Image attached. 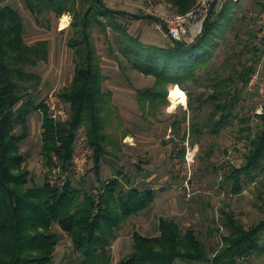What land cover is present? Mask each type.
Listing matches in <instances>:
<instances>
[{
  "label": "trees",
  "instance_id": "obj_1",
  "mask_svg": "<svg viewBox=\"0 0 264 264\" xmlns=\"http://www.w3.org/2000/svg\"><path fill=\"white\" fill-rule=\"evenodd\" d=\"M23 1L35 18L46 13L57 17L68 11L73 13L67 46L73 52L74 74L60 93L69 103V118L54 121L44 100H40L42 76L34 70L48 60L49 42L46 39L26 42L20 10L0 0V264H54V252L61 238L52 231L53 225L70 236L81 264H112L110 246L122 223L148 208L157 192L132 183L127 174L120 177L121 171L109 179L100 178L102 160L111 155L106 123L116 108L112 92L103 89L105 74L93 39V28L99 27L103 33L109 28L123 34L127 60L134 68L155 78L151 87L136 89L141 105L149 102L154 106L158 100L166 101L171 84L187 90L190 96L186 83H199V74L210 75L207 85L210 93H201L195 101L197 110L207 103L212 104L209 121L213 133L228 123L242 88L256 70L262 50L252 44L254 36L249 32L251 40L244 48L251 51V61L224 76L222 72L229 63L219 68L209 63L211 36L222 27L221 18L227 3L217 15L210 14L203 32L193 41L161 47L131 36L126 24L119 22L120 17H128L126 11H108L97 0H80V5L79 0ZM259 1L262 4V0ZM171 2L184 13L196 0ZM192 104L189 100L188 107L192 108ZM38 110L43 113L40 153L44 166L68 169L72 164L76 132L83 127L92 149L89 157L92 170L99 179L97 192L94 188H82L79 180L74 183L72 174L60 185L51 184L47 173L41 183L34 181L26 166L22 143L30 135L29 115ZM245 159L244 165L232 169L225 177L236 193L242 191V179L252 181L264 172V113ZM261 208L263 216L248 227L234 212L222 211L226 234L222 235V246L212 257L192 227L182 231L174 218L159 217L158 234L145 236L134 231L132 251L117 264H180L178 260L196 264H238L240 259L250 255H263L264 206Z\"/></svg>",
  "mask_w": 264,
  "mask_h": 264
},
{
  "label": "rangeland",
  "instance_id": "obj_2",
  "mask_svg": "<svg viewBox=\"0 0 264 264\" xmlns=\"http://www.w3.org/2000/svg\"><path fill=\"white\" fill-rule=\"evenodd\" d=\"M6 2L20 10L25 24L26 42L47 39L49 45H53L52 55L48 61L34 69L42 76V81H47L40 85V100H46L53 89L60 96L74 74L73 52L67 46V39L71 34L70 24L62 29L60 21L65 15H71L72 19L73 13L68 11L60 17L46 13L35 18L24 6L23 0ZM103 3L108 6L104 1ZM80 4L79 0L78 5ZM226 5L221 18L222 27L216 35L211 36L210 46L212 59L209 63L217 68L225 66L226 63L230 64L221 76L232 73V69L239 70L244 62L251 61V51H247L244 46L248 43L249 32L253 36L255 34L256 15L262 6L259 0L229 1ZM218 8L219 6L216 9ZM125 10L140 16L134 19L128 18L130 14L128 17H120L119 22L124 26L126 24L127 32L131 36H138L143 43L161 47L171 45L173 41L169 39L161 23L145 16L151 15L162 21L165 17H174L189 11L180 12L171 0H143ZM92 35L105 74L103 89L121 90L123 93L119 97L126 99L124 108L115 104L117 98L113 99L116 109L106 123L111 155L102 160L101 180L109 179L121 171L120 177L127 174L132 183L141 187L152 185L159 189L163 188V191L168 192V201L176 198L174 207L163 208L161 205L163 201L160 200L159 205L157 202L149 206L145 213H150L144 217L146 234L153 236L158 234L159 217L174 218L182 231L189 227L195 230L205 244L209 256L212 257L222 246V235L226 234L222 225V211L234 212L246 227L263 216L261 206H264V172L259 173L252 181L242 179V191L238 193L232 189L231 182L225 180L232 169L239 168L246 162L245 158L250 149L247 142L249 134L247 128L250 126L248 113L254 104V94L248 92L244 86L228 123L213 133L209 121L212 104L207 103L201 110H197L195 101L201 93L205 95L210 93L207 86L210 75L199 74V83L187 82L186 86L191 95L189 96V92L182 88L187 95L186 103H178L176 108L169 109L171 105L169 89L173 84L168 86L166 101L158 100L154 106L149 102L141 105L137 100L136 89L151 87L155 78L134 68L132 62L127 60L125 57L127 44L125 37L121 36L123 34L109 28L103 33L97 27L93 28ZM254 41L253 39L252 44ZM64 49L67 51L66 55ZM257 68H260L261 75H264V56H261ZM125 93L128 94V98L125 97ZM60 98L63 99L61 96ZM189 100L193 102L192 108L188 107ZM34 113L42 120L41 110L30 115ZM243 118H246V121H243ZM30 125L33 126V123ZM38 125L36 123V127L33 126L31 140L22 143V151L26 154V166L32 172L34 181L41 183L45 173L48 177L50 169L44 166L40 153L42 129L38 128ZM91 151L90 148L89 157ZM154 173H157L156 176L148 180V176ZM73 180L74 183L78 181L75 177ZM79 181L83 183L81 187L84 189H96L98 185L99 179L92 170L90 158L86 175ZM187 191L191 192L190 196L187 195ZM138 217L131 216L122 223L117 238L110 246L112 264H117L132 251L134 231L144 233V226L138 224L140 221ZM52 231L58 233L61 238L54 252V264H81V257L74 251L70 236L62 233L56 225L52 226ZM178 262L196 264L193 261ZM238 264H264V254L250 255L240 259Z\"/></svg>",
  "mask_w": 264,
  "mask_h": 264
},
{
  "label": "built area",
  "instance_id": "obj_3",
  "mask_svg": "<svg viewBox=\"0 0 264 264\" xmlns=\"http://www.w3.org/2000/svg\"><path fill=\"white\" fill-rule=\"evenodd\" d=\"M229 1L237 2L239 0H196L193 8L188 12L174 17H165L162 19L161 24L171 41L190 43L197 36L201 35L204 24L210 14L212 12L216 14L217 10L219 12L223 5ZM261 5L262 6L256 15L257 28L254 34V44L260 47L262 50V56H264V0H262ZM218 6L219 8L216 9ZM66 17L68 26L72 19L71 15H66ZM245 88L255 96L254 104L248 113L250 126H248L249 134L247 142L248 148H251V142L256 138L261 122V116L264 113V75H261L260 68H257L252 72ZM44 103L48 114L55 121H66L69 118V105L66 101L60 98L56 90L53 89L49 92ZM180 103H186V100L185 102ZM89 152L90 145L88 137L83 128H81L76 134L72 164L66 170H62L60 166L52 167L49 170L48 175L50 183L59 185L63 184L71 174L78 180L83 178L86 175ZM217 169H219L218 166ZM94 191L97 192L98 190L94 189ZM190 193V191H187L188 196H190Z\"/></svg>",
  "mask_w": 264,
  "mask_h": 264
},
{
  "label": "crops",
  "instance_id": "obj_4",
  "mask_svg": "<svg viewBox=\"0 0 264 264\" xmlns=\"http://www.w3.org/2000/svg\"><path fill=\"white\" fill-rule=\"evenodd\" d=\"M109 7H114V8H118L119 10H125V9H127V7H132V6H136V4H138V2L139 1H143V0H103ZM126 11V10H125ZM47 40V39H46ZM49 42V41H48ZM52 46L53 45H49V57L52 55ZM65 50V49H64ZM67 54V51L65 50L64 51V55H66ZM49 57H48V59H49ZM48 61V60H47ZM61 74V73H60ZM57 76H58V72H57ZM60 77H61V75H60ZM71 80H72V76H71ZM70 80V81H71ZM119 80H122V79H119ZM44 84H45V82H47V81H42ZM111 83H115V81H111ZM123 91H125V89H123ZM111 92H112V97H113V99H115V98H117L118 99V101H117V103H115L116 105H119V106H123V108L125 107V101H126V99H122V98H120L119 97V95L121 94V93H123L121 90H111ZM125 97H127L128 98V94H126L125 93ZM119 102V103H118ZM34 115H35V117H34ZM33 123V126H34V128L36 127V123L37 124H39L38 125V128H41V124H42V120H40V116L38 115H36V113H34V114H32V115H30L29 116V125H30V123ZM31 126V125H30ZM33 126H31V128H30V135H29V137L26 139V141H30L31 140V136H33L32 135V133H34V129H33ZM33 131H32V130ZM42 129V128H41ZM35 135V134H34ZM30 146H31V144L29 145V147L28 148H30ZM156 174L157 173H154V174H150V176H148V180H150L151 178H153L154 176H156ZM148 187H150V188H152V189H154L156 192H157V194H156V197H155V199H154V201H153V203H157V202H159V200H160V202L161 201H163V204H161V205H163V208H169V207H174V200L176 199H173V198H171L169 201H168V199H167V196H168V192L167 191H163L164 189L163 188H161V189H159V188H157V186H152V185H150V186H148ZM160 202L158 203V205L160 204ZM152 203V204H153ZM152 204L150 205V206H152ZM157 205V206H158ZM148 208H150V207H148ZM148 208H146V209H148ZM145 209V210H146ZM145 210L144 211H142V212H140L138 215H136V216H139L138 218H139V223L138 224H141V225H143L144 226V228H143V231H144V233H141L142 235H145V236H153V235H147L146 234V232H145V220H144V217H145V215H146V217L148 216L147 214H149L150 212H148V213H145ZM149 216H151V215H149ZM134 217V216H133ZM157 230H158V223H157Z\"/></svg>",
  "mask_w": 264,
  "mask_h": 264
},
{
  "label": "bare ground",
  "instance_id": "obj_5",
  "mask_svg": "<svg viewBox=\"0 0 264 264\" xmlns=\"http://www.w3.org/2000/svg\"><path fill=\"white\" fill-rule=\"evenodd\" d=\"M67 26V17L66 15L60 21V27L63 29ZM186 93L182 90L179 85L173 84L169 89V99L171 101V105L169 109L176 108V105L180 102H185L186 100Z\"/></svg>",
  "mask_w": 264,
  "mask_h": 264
},
{
  "label": "water",
  "instance_id": "obj_6",
  "mask_svg": "<svg viewBox=\"0 0 264 264\" xmlns=\"http://www.w3.org/2000/svg\"><path fill=\"white\" fill-rule=\"evenodd\" d=\"M99 2V4L106 10L108 11H113V12H116V13H119V12H123L122 10H118V9H111L110 7L106 6L102 0H97ZM127 14H130L131 16L133 17H140L139 15H136V14H133V13H129V12H126ZM145 17H148V18H154L155 21H157L158 23H162V21L158 18H155L151 15H146Z\"/></svg>",
  "mask_w": 264,
  "mask_h": 264
}]
</instances>
